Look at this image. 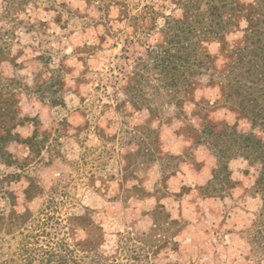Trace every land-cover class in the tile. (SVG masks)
Segmentation results:
<instances>
[{"label":"rangeland","instance_id":"1","mask_svg":"<svg viewBox=\"0 0 264 264\" xmlns=\"http://www.w3.org/2000/svg\"><path fill=\"white\" fill-rule=\"evenodd\" d=\"M180 14L177 0H0V264H264L247 233L260 163L231 159L232 184L212 189L217 160L195 142L202 105L249 122L215 87L157 115L121 89L151 23Z\"/></svg>","mask_w":264,"mask_h":264},{"label":"trees","instance_id":"2","mask_svg":"<svg viewBox=\"0 0 264 264\" xmlns=\"http://www.w3.org/2000/svg\"><path fill=\"white\" fill-rule=\"evenodd\" d=\"M177 2L180 15H164L161 24L151 23L156 38L133 59L121 89L133 107L157 115L166 104L179 107L189 100L198 107L194 91L202 85L215 87V102L249 122L247 132L236 123H213L202 113V105L195 112L202 120L199 129L194 127L195 142L217 160L207 183L212 189L217 181L232 184L231 159L260 163L253 187L261 206L247 233L251 250L264 257V138L254 132L264 133V0ZM235 32L240 37L230 43L227 36ZM210 42L219 43L217 54L207 49ZM162 211V205L155 209Z\"/></svg>","mask_w":264,"mask_h":264}]
</instances>
